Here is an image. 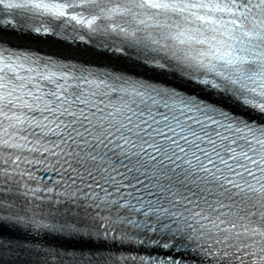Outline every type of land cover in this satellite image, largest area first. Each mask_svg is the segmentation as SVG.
Segmentation results:
<instances>
[{
    "label": "snow or ice",
    "instance_id": "6c2138e0",
    "mask_svg": "<svg viewBox=\"0 0 264 264\" xmlns=\"http://www.w3.org/2000/svg\"><path fill=\"white\" fill-rule=\"evenodd\" d=\"M0 264H264V0H0Z\"/></svg>",
    "mask_w": 264,
    "mask_h": 264
},
{
    "label": "bare ground",
    "instance_id": "6f19581e",
    "mask_svg": "<svg viewBox=\"0 0 264 264\" xmlns=\"http://www.w3.org/2000/svg\"><path fill=\"white\" fill-rule=\"evenodd\" d=\"M8 38L13 41L40 46L48 50L60 52L63 54L76 55V56L84 57V59L88 58V59L101 60L100 62H104V63L106 62L102 58L95 56L92 51H87L86 50L87 47L83 45H79V46L72 45L71 47H68L63 44L55 43L51 38L36 37V36H25L21 38L15 35H10ZM10 234H16L25 237L24 234L21 232H10ZM54 240L56 239L52 237H48L43 242H51Z\"/></svg>",
    "mask_w": 264,
    "mask_h": 264
},
{
    "label": "rangeland",
    "instance_id": "374dc122",
    "mask_svg": "<svg viewBox=\"0 0 264 264\" xmlns=\"http://www.w3.org/2000/svg\"><path fill=\"white\" fill-rule=\"evenodd\" d=\"M12 43H15V44H24V43H21V42H17V41H13L11 40ZM24 45H29V46H32V47H35V48H38V49H42V50H45V51H49V52H52V53H57V54H62V55H66V56H70V57H77V58H84V57H80V56H76V55H69V54H63V53H60V52H56V51H52V50H48L46 48H43V47H40V46H36V45H30V44H24ZM85 59H88V58H85ZM89 60V59H88ZM91 60H95V59H91ZM101 60H99L100 62Z\"/></svg>",
    "mask_w": 264,
    "mask_h": 264
}]
</instances>
